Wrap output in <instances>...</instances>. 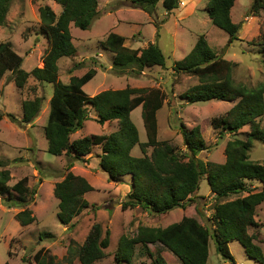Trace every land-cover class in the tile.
Segmentation results:
<instances>
[{
	"label": "rangeland",
	"instance_id": "obj_1",
	"mask_svg": "<svg viewBox=\"0 0 264 264\" xmlns=\"http://www.w3.org/2000/svg\"><path fill=\"white\" fill-rule=\"evenodd\" d=\"M98 2V16L89 29L84 31L73 24L70 27L77 51L75 56L59 60V81L69 84L71 78L82 77L88 71L96 70L95 77L83 88L90 97L127 88L160 89L166 99L158 115L159 141H165L185 153L187 147L181 133L182 125L187 131L201 127L206 150L199 153L197 158L204 163H225L227 143L234 139H246L249 127L235 134L219 127V120L226 116L235 102L189 104L184 94L201 81L197 77L177 73L174 66L189 55L199 37L204 35L216 54L235 64L232 79L236 84L258 87L264 83V47L261 45L264 9L255 15L252 13L253 0L237 1L231 16L234 23L240 24L241 30L239 41L231 42L225 32L212 24L208 16V0H181L178 9L172 12H167L160 3L152 15L134 7L130 0ZM44 6H49L57 15L62 12L61 6L54 0H14L5 26L0 27V44H9L24 59L22 68L26 72L36 67L43 68L44 55L50 48V39L40 19L39 10ZM112 33L124 37L125 47L131 50H142L149 44H157L166 57L165 66L145 67L139 74L138 68L117 69L115 56L105 46ZM54 88V84L40 83L30 77L26 87L19 90L11 72H7L0 81V112L4 114L0 122V161L7 164L6 169L11 173L10 186L28 178L31 191L28 197L17 193L12 196L0 195V264H37L34 257L42 249L54 255L58 263L71 257L74 264H79L77 250L96 224L101 228L100 240L105 238L107 230L110 231V245L104 250L107 257L95 264H118L114 253L121 237H134L139 226L166 228L179 222L182 216H189L212 230L215 228L213 217L218 204L248 195L243 193L218 199L204 177L194 203L185 210L175 209L168 214L154 216L140 207L124 210L122 203L130 192L127 185L131 176L110 182L108 175L96 168L99 158L97 161L93 155L102 152L101 146L95 147L87 157L73 161L70 169L68 166L72 159L65 153L56 157L47 152L48 141L44 129ZM37 97L43 99L39 115L32 124H21L23 102ZM89 118L82 130L71 135V142L86 136L106 135L103 126L108 122L98 123L97 113L92 107ZM132 120L138 128L140 141L145 142L147 137L141 107L134 111ZM261 128L264 130V117ZM112 129H119L117 121L109 130ZM109 130L107 133H110ZM151 152L152 149L148 150V155ZM136 153L142 156L139 148ZM249 157L264 165L263 141L254 142ZM69 172L85 178L95 190L85 196L89 206L70 225H63L58 218L59 201L54 196V188ZM128 178L129 182H126ZM262 187L259 182L249 183V189L255 192H260ZM9 197L13 200L12 207L6 203ZM23 210L32 212L36 218L34 223L28 226L20 224L16 215ZM256 221L260 232L256 243L264 251V203L257 208ZM229 247L234 262L223 259L212 240L207 264H259L247 256L239 242H232ZM160 253L167 263L180 264L169 250L158 245H149L147 249L137 246L133 261L129 264H154L153 259Z\"/></svg>",
	"mask_w": 264,
	"mask_h": 264
},
{
	"label": "trees",
	"instance_id": "obj_2",
	"mask_svg": "<svg viewBox=\"0 0 264 264\" xmlns=\"http://www.w3.org/2000/svg\"><path fill=\"white\" fill-rule=\"evenodd\" d=\"M14 0H0V27L5 26ZM61 6L60 15L49 6L40 8V19L50 48L44 55L43 68L30 72L23 70L24 59L9 44H0V81L7 72L12 73L13 81L23 90L30 77L40 83L54 84V94L50 100V111L45 126L48 141L47 152L52 156L64 153L72 162L90 155L95 147H102L98 155L100 169L108 175L110 182H118L121 177L131 176V190L122 203L123 209L142 208L149 215H164L175 209H187L194 203L204 177L218 199L247 193L234 200L216 206L212 230L201 225L197 219L182 216V219L166 228L139 226L134 237L122 236L115 254L118 264L131 263L137 246H161L169 250L180 264H207L210 255V242L216 243L217 253L226 261L234 262L230 243L239 242L247 256L264 264V251L259 243V224L256 221L257 208L264 203V165L254 162L249 152L255 141L264 142L261 119L264 117V83L258 87L236 84L232 79L234 63L221 58L209 46L207 38L199 37L194 48L174 69L177 73L187 74L200 79V83L190 88L184 98L189 104L223 101L235 102L226 116L219 120L227 132L238 133L245 127L250 131L246 139L230 140L225 149L226 162L223 164L204 163L197 158L206 150L201 127L187 131L182 125L181 133L186 152L165 141H159L158 115L165 102L160 89L105 91L97 96H87L83 88L92 81L96 70L88 71L82 77H73L69 84L59 81L58 62L64 57L76 55L71 35V25L81 30L90 28L98 16V0H54ZM134 7L148 15L154 13L160 3L167 12L178 9L181 0H130ZM239 0H208V16L212 24L225 32L231 42L239 41L240 24L232 20L231 12ZM264 9V0H253L252 13L258 15ZM264 47V33L261 38ZM125 38L112 33L105 41L106 48L115 56L114 65L123 71L125 68H138V74L145 67L165 66L166 57L157 44H149L145 49L131 50L124 45ZM264 53V52H263ZM43 99L37 97L23 102L21 124H32L39 115ZM90 107L97 113L100 124L117 121L119 129L110 135H91L71 142V135L82 130L89 118ZM142 108V119L147 140L140 141L139 131L132 120V113ZM11 119H15L11 116ZM4 114L0 112V122ZM142 156H132L135 147ZM152 149L150 155L148 150ZM7 164L0 161V195L17 193L28 197V178L10 186L11 173ZM259 182L260 192L249 189V183ZM95 189L81 176L68 173L64 180L54 188V196L59 201L58 218L63 225L72 221L89 206L85 196ZM12 198L6 203L12 207ZM96 208V207H95ZM22 226L35 222L30 210L16 215ZM254 230V233L250 231ZM257 231V232H256ZM101 228L96 224L90 231L85 243L79 248V264H95L107 257L104 252L110 245V231L100 240ZM151 255V254H150ZM37 264H74L71 257L62 263L44 249L34 257ZM154 264H169L160 253L153 259ZM8 264V263H5Z\"/></svg>",
	"mask_w": 264,
	"mask_h": 264
},
{
	"label": "crops",
	"instance_id": "obj_3",
	"mask_svg": "<svg viewBox=\"0 0 264 264\" xmlns=\"http://www.w3.org/2000/svg\"><path fill=\"white\" fill-rule=\"evenodd\" d=\"M134 113V112H133ZM132 113V114H133ZM109 123V124H108ZM107 124H105L103 127H105L104 129L106 130V135H108V134H111V133H114V132H116L118 129H116V130H114V129H112L111 131L109 130L110 128H111V126L114 124V122H108ZM108 130L110 131V133H107L108 132ZM99 148V147H98ZM137 149H138V146L137 147H135L134 149H133V151H132V156H134V157H140L137 153H136V151H137ZM99 154H101V153H97L96 155H93V156H95V158H96V160L98 161V155ZM96 168L99 170V171H101L102 173H104L101 169H100V167H99V162H98V165L96 166ZM104 174H106V173H104ZM107 175V174H106ZM126 182H129V178L127 179V181ZM131 183H132V181L130 180V183L127 185V187H128V191H130L131 190Z\"/></svg>",
	"mask_w": 264,
	"mask_h": 264
}]
</instances>
